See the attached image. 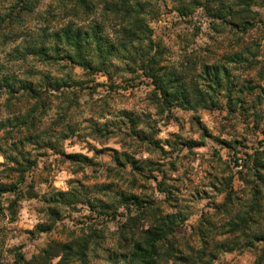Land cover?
I'll use <instances>...</instances> for the list:
<instances>
[{"label":"clouds","instance_id":"9594fccd","mask_svg":"<svg viewBox=\"0 0 264 264\" xmlns=\"http://www.w3.org/2000/svg\"><path fill=\"white\" fill-rule=\"evenodd\" d=\"M0 264H264V0H0Z\"/></svg>","mask_w":264,"mask_h":264},{"label":"trees","instance_id":"16d2710c","mask_svg":"<svg viewBox=\"0 0 264 264\" xmlns=\"http://www.w3.org/2000/svg\"><path fill=\"white\" fill-rule=\"evenodd\" d=\"M71 39V37H69Z\"/></svg>","mask_w":264,"mask_h":264}]
</instances>
